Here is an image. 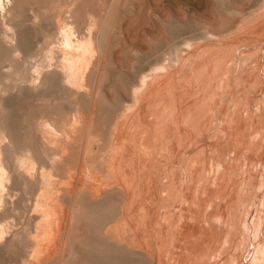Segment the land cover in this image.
Listing matches in <instances>:
<instances>
[{"label": "bare ground", "instance_id": "obj_1", "mask_svg": "<svg viewBox=\"0 0 264 264\" xmlns=\"http://www.w3.org/2000/svg\"><path fill=\"white\" fill-rule=\"evenodd\" d=\"M21 1L22 0H20V2ZM31 1L32 4L36 5V7L38 6L39 10L36 13L33 12L32 17H30L27 21H25L26 18L23 16L25 13L24 11H26L25 6H27L26 4L29 3L30 0H24L22 4L18 2L22 6L20 5L18 6L17 3H13L16 2V0L15 1L0 0V243L5 244L8 247L9 245L12 247L14 245L15 247L13 248L19 246L18 244H20V246L25 245L24 250L27 254L26 257L23 256L25 253L22 254L23 252L17 250V248L14 249L16 252L13 250L15 253H18L19 257L26 258V259L24 258L25 260L22 259V261L24 260L22 264H69L71 260L73 263H76L74 261L79 260L80 263L83 262L82 264H84V262H87L94 255L100 258L99 251L100 249L102 250L103 247L106 246L108 249L112 248L109 249L107 253L105 251L106 254L110 253L109 252L110 250L112 251L115 250L117 252L121 250L122 251L126 250L127 252L132 254L130 257L135 255L134 256L135 260L137 258L136 256H140L141 259L144 256L143 257L144 261H146L147 258L146 264L147 263L148 264H207L208 260H210L209 258L210 255H213L214 256L213 259L215 258L214 260H216V258L218 257V256L216 257V255L218 253H221L222 255L224 254L223 251L226 250L225 252H227V249L225 248L230 249V252H233V250L231 251V248L232 249L234 248L235 254L233 252L234 255L231 256L227 255L228 257L225 256L224 258L226 259L223 258L222 261L221 259H218L217 264L219 260L221 264H264V136L262 134L264 130H262L261 133L263 138L261 137L260 140L258 141V143L262 141L260 147L254 146L256 149L252 148L254 150L251 154L250 152L252 149L248 154L245 153L246 155H251L252 158H254L252 159L253 161L251 162V164L256 166V167L254 166L255 169L253 168V170H251L252 171L251 175L248 170L247 172L249 173V175L247 174V176H249L248 179H245L246 173L245 176L241 175L242 177L241 179L242 180L245 179L248 182L247 183L248 185L246 184V186H244L245 188L242 189L239 186L241 184L239 182L237 185H236L237 182L235 183L236 187L234 186L230 187L231 186L230 185L231 183H229L230 181L225 182L227 178L231 176L234 177L238 172L244 170L242 166V161L239 160L240 154L238 150H241V148H243V146L246 145V143L248 142V138L252 133L251 132L252 129L254 127L255 129L258 128V126L256 128V124L257 123L259 124L261 123V121H264V116L262 118L263 120L261 121L258 119V115L256 114V111L254 113L256 114L255 116L253 117L248 116L249 115L248 113L251 114L250 112L251 107L250 109L248 108L249 110L247 109L248 107L246 105L248 104L247 101H245V103L247 102L245 104L247 107L243 103L242 106L243 109L239 110L238 109L239 107L237 108L235 106L236 107L235 109L236 110L238 109L239 112L238 111L236 112L238 114V115L236 114L237 116L235 115L236 117L234 115H233L234 117L232 116L233 119L236 118V120L234 119L235 124L231 123L233 125H230L229 123L230 134L228 140L225 142L226 145H220L219 147L213 146L214 148L209 149L210 147L209 145L211 144V142L209 143L208 141L209 138H207L205 142L209 143L208 145L209 147L205 145V148L208 149L206 150L203 147L204 146L203 143L200 142L203 138L205 139L207 137L206 135L208 134L206 133L210 132L209 130L206 131L209 128V127L207 128V123L209 122L208 117L210 116V118H212L214 116L212 114H215V112L213 113V111L216 108L213 109V107L210 104L209 105L212 108H209L208 106L206 107L204 106V108L213 109V111L210 110L212 112L211 114L212 116L210 115L211 113L210 112L209 116L207 117L205 113L208 112V109L207 112L206 110H204L205 113H203L202 110L203 108H201L199 105L201 104L199 103L200 95L198 97L194 95L192 96L189 95V100L185 103L187 98L183 102L184 100L183 97L191 93L192 92L191 90L189 93L185 92L187 93L185 94L183 93V91L182 92L180 91L179 89L180 86H177V89H179L178 91H180L181 92L180 94L183 95L182 97L183 99L181 97L180 99H178V97H175L176 94L169 95L168 93L167 95L165 93L166 91L165 92L163 91L166 86L165 84H167V86L169 85L165 89L168 91L171 84H173L174 86L175 82L173 81L174 80L173 76H175L176 73L178 74V77H176L177 75L175 77L176 79L178 78V82H179L180 81L179 77L182 78V74L185 72L184 70H182L184 72L183 73L180 72V76L178 73L179 71L177 72V70H179L178 68L180 65V60H179V54L177 55L176 52L175 53L176 54L175 56H177L176 59L175 58H169V60L165 59L168 61V63L166 61L167 64L156 63L155 65H153L152 68L150 67L151 69L148 72H144L140 75L139 83L137 85L134 84L135 86L132 88V92L130 95L131 98H128L129 94L127 93V91L130 93V91L125 89L127 90L125 91V93L128 94V95L126 94L128 97L126 95L125 96L128 98V100L131 99L130 104H127L125 106L126 104V103L124 104L125 99L121 98L122 95L118 96L120 99H124L122 101L123 103L121 102V100L119 101L117 99V101L121 102V103L116 102L117 104H119L118 107L120 108L121 106L123 107L125 106V107L123 109L121 108L122 110L119 108L121 111L117 115L113 116V119L114 120L116 119L115 123L113 122L114 120H112V124L114 123V125H112L113 127L109 126L110 129L113 128V132L110 131L109 129V132L110 133L112 132V134L109 135V138L107 137V141L101 143L102 141L99 142L100 140L97 139L98 138L97 137L98 135L96 136L97 133L93 135L91 132V129L93 130L94 129L93 127L96 126V125L93 126L94 122L92 123V113L89 112L90 113L89 115L88 113L85 114L84 111L82 110L83 109L82 106L81 105H80L81 107L79 106V102L82 98L84 99L87 98V100H91L92 102H94L97 99H99L100 95H102L104 92L102 89L103 86L106 84L104 83V85H102V83L103 81L106 82L105 80L108 78L106 76L105 79L104 72L106 68L108 69L111 66V65L108 66L109 65L108 62H110V60L112 61V59L110 60L107 59L108 57H106V54H104L106 53V51L103 53L102 46L106 42L107 32L110 29V26L105 20L101 21V19H98L95 16V14H92L93 12L91 13L87 11L88 8L87 9L84 8L86 7L85 6L86 3L83 2L84 6L83 4H81L82 1L84 0H64V2L62 4L60 3L59 5H57L58 2L53 3L55 0H31ZM133 1L134 0H132L131 2L129 1V3H132ZM261 3H259V5ZM14 4L17 5L16 7L18 9L20 7V11L18 13H14V12L10 13L11 10L15 7L13 6ZM30 4L31 3H29L28 5ZM53 4L54 6L55 4L57 6L54 7ZM80 4L81 7L83 6L81 9H85V10L79 12L78 9L80 8ZM254 4L252 6H254ZM133 6L135 5L133 4ZM133 6L132 9L134 8ZM256 9H260V8L257 7ZM256 9L252 8V10L257 11L255 13H258V10ZM8 15L10 16L8 17ZM41 16H46L51 18L53 17L51 20L53 19L55 20L54 21L55 26L54 25L52 26H54L55 28L50 27L51 25H47L48 23L46 25H42L41 19L44 20L45 18H41ZM261 16L262 19H264L263 15H260L259 17ZM256 18L258 17L255 16L254 19L256 20ZM254 19L250 20V22L254 21ZM262 19L261 20L259 19V21H261L260 23H258L259 21L256 22L258 26L254 24L256 25L255 30L254 27L253 29L250 28L248 30L254 34V31H257L256 29L264 25V23L261 24L264 21V20L262 21ZM51 20L49 21L52 22ZM28 21L35 28H37L36 25L40 28L41 33H39L38 31L39 28H38L36 34L37 37H38V33L42 34V36L39 35V37L41 36L40 38H42L41 40L42 43L41 45L39 44L37 51H34L33 49L34 52H31L30 54L28 53L29 51L27 50L28 51L27 52L28 55L26 53L27 56H25L24 55L25 53L23 52H21L23 53V55L20 56V53L17 52H19V49L21 48L20 46L22 44H20V41L22 43V40H19V38L21 37L20 35H18V33L20 28L22 29ZM43 23L45 22L43 21ZM242 28H239L238 33ZM24 29L25 28L22 29V32H25ZM27 29H29V24ZM262 29L264 32V28ZM112 30H115L114 26L112 27ZM242 31L244 30L242 29ZM247 32H245V34H247ZM252 33H250V36ZM245 34L243 37H245ZM211 35L215 36L214 34H210L209 37H211ZM254 36L258 37L259 35L254 34ZM32 37L34 39V36ZM32 37L30 36V38ZM215 37H216L215 39L217 40L219 39L217 36ZM225 38L226 36L223 39ZM234 38L235 37H231L232 42ZM238 38L240 39V41L238 40L240 42L239 45L246 44L244 40L243 43H241L242 37H238ZM238 38L236 36L234 41H236ZM259 38L261 40L260 39L257 40L258 44H256L257 43L256 42L253 45L252 43L251 44L248 43L249 46L241 45V47L244 46V49L243 47L241 49L245 50V53L256 52L257 55L258 53L262 55V56L260 55L261 70L258 68L260 70L259 71L260 73H256V75L260 74L259 75L261 77L260 79H264V57H263L264 37L263 38L259 37ZM245 40L247 41V37ZM190 41L192 40H189L187 45L192 47V50L196 52L195 54H197V52L200 51V49H205V50H201V52L205 51L206 53V55H204L203 53L201 56L198 55L200 57L196 58L193 57L194 52L191 51L193 55L190 53L188 54L191 55L192 57L188 56V54L187 56L190 58L184 56L186 60L187 59L189 60L190 63L188 65V61H186L187 63L184 62L185 65L187 64L188 69H190L191 72L195 74V77L192 76L191 77L193 79L194 78L196 79L197 77L196 75H198V80L196 79L198 83L195 80V82L198 85L196 84L195 86L200 87L201 90L205 92V95L207 92L211 95L212 94L214 95L215 89H218V93L221 91L220 89L225 90L227 88L226 91L232 89L230 87L231 86L233 87L234 83H231L233 85L230 86L229 79L233 77L230 78L228 77L229 78L228 81L226 80L224 81L223 79H225V77H227L228 75L222 79L221 74L223 72L219 73L225 67V65H228V63H230L229 61H233L230 60L231 57L228 55V54L232 55L231 52L225 54V50H227L228 48L226 49L222 45V48H224L225 50L223 49L224 53L223 52L221 53V50L218 51L217 49L221 45L219 46L217 45L218 47L212 44H211L212 47L207 45L206 46L207 48L210 47L212 48L210 50H207V48L204 47L206 43L204 44L203 47L202 45H200L199 47L197 45L198 48H196L195 44L192 45V43H189ZM224 41L227 42L229 41V44L231 43L228 37ZM35 42L36 44L37 42L40 43L39 41H35ZM35 42L32 41V43H34V45L37 47ZM213 42L211 41L210 43ZM221 42H219V44ZM29 44L31 43H28V45ZM115 45H116L115 47L117 48L118 44ZM30 46H33V44ZM174 46L172 48L173 53H174L173 49L178 47L176 46L174 48ZM214 46L216 50L213 49ZM229 46L231 47V45ZM237 48L239 49V47ZM178 49L180 50V48ZM232 49L235 50V48ZM187 50L189 51L190 49ZM109 51L108 54L113 53ZM182 51L186 52V50H181V52ZM172 52L171 54H173ZM234 53L236 52L234 51L232 56L235 59ZM248 53H247L248 56L246 55V57L253 59V57H251ZM237 54L236 56L238 57ZM111 55L110 56L108 55L109 58L114 57L113 56L114 54L112 56ZM136 55L137 56L140 55L139 52ZM255 56L256 55L254 54V57ZM172 57L174 56L172 55ZM246 57L242 56L244 60L247 59ZM185 58L183 61H185ZM194 58L195 60L193 61ZM242 58L241 59L239 58L240 63ZM183 61H181V63ZM184 63H182V66H184L183 68L186 69L185 65H183ZM234 64L235 62H233V65L231 64L232 66L230 65L231 67H233L232 69L237 68V67L234 68ZM254 64L251 67H254L255 66ZM106 65L108 67H106ZM240 67L242 68V65H240ZM246 67H247V62H246ZM228 68L230 69V67ZM229 69L228 72L231 71ZM187 70L185 73L189 74L190 72H187ZM225 70L227 71L226 67ZM254 71L255 69L253 70V72ZM242 72L244 73L243 70ZM217 73L221 75L220 78L221 80H223V83L226 82V85L227 86L229 85L230 87H227L226 85H223L222 87L221 80H220L221 88L218 85H214L213 80L214 77L218 76ZM183 75H184L183 78L184 77L187 78L186 74ZM246 75L248 74L246 73ZM92 76H93V80H91ZM239 76H240V71L237 77ZM244 77L242 76L243 79ZM161 78H163V80ZM183 78L180 81L181 83L183 82L182 80L185 79ZM220 78H218V80L216 81L217 84ZM242 78H240L239 80H241ZM159 79H161L162 81H160ZM189 79H187L188 82L191 81V79L190 80ZM256 80L257 79H255V81L253 82L258 84ZM186 82L187 81L185 80V83ZM227 82H229V84ZM239 83L235 85L238 86ZM187 84L189 87L190 86L194 87L191 82L190 84L189 83ZM242 85H243L242 92L244 91L243 93H247V95L250 92L251 93L253 91L255 92L256 91L255 88L257 89L258 87H259L258 89H261V93H264V88H262L263 86L261 84H260L261 88L258 85H257L258 87L257 86L250 87V85H247L248 88L245 87L246 89L244 88L245 84ZM161 86L162 88L164 87L163 90L160 88ZM215 86L216 87L218 86L219 88H216ZM128 87H124V88H128ZM191 87L189 89H191ZM198 87L197 89L196 87H194V90L193 88L192 90L194 92L195 89L200 90L198 89ZM174 88H176V85ZM177 89H176V93L178 95L179 92L177 91ZM183 89H188V88H183ZM240 89L237 90V92L240 91ZM201 90L200 93H202ZM59 91L60 93L62 92L63 100L61 101L65 100V104H67L66 102L71 103L70 105L71 108L70 107L69 108L70 110L71 109L73 110H71L70 113H66L67 110H65V108L62 111L60 106H59L60 109L59 108L58 109L60 110V112L62 111V114L52 113L53 108L51 106L54 105L55 103L57 104L58 102H61L60 99L58 100V102L55 101L56 94ZM113 91H115L114 87H113ZM172 91L174 92V89ZM172 91L170 93H172ZM229 91L227 94L228 96L230 95ZM24 92H29L32 95H34V96L31 95L32 96L31 99L27 96L29 101L35 98V96L40 97V99L43 98L42 101L43 100L45 101V103L43 102L41 103L48 106H50L51 104L50 108H52L50 110L49 107L45 106L51 111V113L47 114V112L49 111L48 109L46 111V114H43L39 111V115L41 114L42 115L41 116L38 115L37 116L38 118L36 119L34 118L35 120L34 123L31 122L33 123V126L31 125L33 129L32 128L31 129L34 130L36 133H38L35 136L37 135L40 136V144L39 145L37 144L38 146L34 144L36 147L30 145L31 143L24 145L19 143L20 140L18 139L21 137L17 138L16 137L17 134L15 135V132L12 131L13 129L11 130L12 127L10 126L9 128L8 123L5 124L3 120L4 116L2 115V113H4V109L6 108L4 106L6 105L4 104V101H6L5 99L7 98L9 99V97L13 95L21 96L23 95L22 93ZM242 92L240 93L241 95L243 94ZM258 92L256 91V94H258ZM218 93L216 94L217 96L221 94ZM251 93L249 94V98L252 95ZM196 95H198V93ZM253 95H255V93ZM102 96H104V94ZM206 96H208L209 98V95ZM261 96L263 97L264 95ZM214 97L212 99H214ZM225 97L227 98V96ZM108 98L110 97L108 96ZM241 98L242 97H240L239 99L241 100ZM40 99L38 98L37 100ZM181 99L183 103L181 102ZM219 99L221 100V98ZM251 99H253V96ZM23 100L25 101V99ZM110 100L111 99H108L107 101ZM235 100L237 102L235 101L233 105L236 103L238 104V100L236 99V97ZM33 101H35V99ZM102 101L103 100H101V102ZM205 101L203 100L202 102ZM250 101H253V103L255 102L254 100H250ZM260 102H261L260 104H262V100H260ZM116 103L114 102L115 107L114 106L109 107L110 110L116 108ZM239 103L241 102L239 101ZM249 103L252 104L251 102ZM114 104L112 103V105ZM160 105H163L168 109H171L169 111L166 108V110L171 112V116L168 115L169 116L168 119L166 118L163 119L164 117L162 116L163 114H161L162 110H160L161 108ZM98 106L100 108L99 111L101 113V108H102L101 106L103 105L97 104L96 108H98ZM57 107L54 108V110L57 109ZM118 107L116 109H118ZM187 107L189 108L192 107L191 108L192 111L195 110L194 113L195 116L192 122V128L194 129L193 131H195L196 134L197 133L202 134V132H204L206 134L205 135L206 137H203L204 135H202V139L201 137L194 138L195 136L188 137L185 135V133L187 134L189 130H186V132H185V128L183 129L184 132L178 130L177 125L181 113L180 115L179 114L177 115V113L178 111L183 112L185 109L187 112L188 110ZM260 107L258 105L257 110ZM38 108L40 109V107ZM89 108L88 111H90ZM221 109L223 111V118H224V110H223L225 109L224 106L221 107ZM226 109H230V107ZM262 109H264V107ZM64 110L66 111L65 113ZM94 110L96 109L94 108ZM94 110L92 109V112ZM115 110L114 112L118 111ZM176 110L178 111L176 112ZM225 112L228 113L227 110ZM243 112L245 114H242ZM220 113L222 112L220 111ZM220 113L218 115H222ZM148 114H150L149 120H148ZM184 114H185L184 120H188L185 117L186 113ZM260 115L262 117L261 113ZM94 116L95 114L93 115V118ZM216 117L219 118V116L217 115ZM220 117L222 118V116ZM8 118H10L9 119L10 121L11 115ZM218 118H216V120ZM213 119H215V117ZM6 120L7 119L5 118V121ZM110 120L111 118L108 119V121ZM184 120L182 119V122ZM220 122L221 121H219V124H221ZM225 122H227V119ZM230 122H232V120ZM185 125H190L191 127L190 123H187ZM212 126L214 127V125ZM14 127L16 128V126ZM96 128L99 127L96 126ZM133 128L136 129V133L138 135H136V133H134L135 135L132 134L133 132H135L133 131L134 130ZM210 128L212 129L211 126ZM104 129L105 128H103V130ZM32 130L30 132H32ZM214 130L215 127L213 128V131L211 130V132H214ZM19 132L20 131L18 130V135ZM130 132L131 134H129ZM215 132L217 131L215 130ZM215 132L212 134V136L215 134ZM98 133L100 134L101 132ZM198 134L196 136H198ZM216 135L217 137L219 135L222 137L221 133L219 135L217 133ZM27 138L28 135L26 136V139ZM80 138H82V144L79 143L78 145H76V147L80 145L81 147L78 148H81L82 150L78 149L77 151L76 148L74 149V151L70 150V153L71 151H73L72 153L75 154L81 152L82 157L80 156L81 157L80 160L78 159L76 160V162L72 163L74 161L73 159L74 158L76 159L78 157L77 156L78 154L77 155L73 154V156H71V158L73 157L72 162H69L68 160L71 159V158L69 159L70 157L69 149L70 147H72V143L74 144V142H76L77 144L79 142L78 139ZM253 138L255 139L256 137ZM33 139H37V138L35 137ZM96 139L99 140L97 142L101 143L100 145L102 144L103 145L102 146L98 145V147L97 146L94 147L93 141H95ZM149 139H150V143H149ZM212 139H215V135ZM220 139L222 138H219V141ZM255 140L257 141V139ZM29 141L32 142L30 139ZM29 141H27V143ZM160 141L164 142L165 144L164 147L160 146L161 144H163L160 143ZM231 144H236L237 148L236 145H233V147L235 146V148L233 149L231 147L232 146ZM229 148H232V150H230ZM247 149L249 150V148ZM94 155H98V157L97 156L95 157L101 160V165H100V160L92 157ZM159 155L161 156V160ZM149 156H151L153 159L152 158L150 159ZM87 157L88 159L90 158L89 161H85ZM242 159L245 161L244 158ZM149 161H151V165ZM159 161H163V162H159ZM166 169L169 171V173L167 172ZM173 170L175 171L179 170L182 173L181 178L178 177L177 174H173ZM238 177L236 179H238ZM244 185H245V181H244ZM16 192L19 193L15 194ZM235 192L237 193V197H235L236 195ZM132 193L135 194L136 197L132 195ZM123 195L126 196L129 195L130 198L134 196L135 198L134 197H133L134 199L132 198V200H134V203H136L137 201L136 199L137 196H139V198H141L142 196V199L144 200V201H141L142 199L140 200L142 203L143 202L145 203V198L150 202L149 204L151 205L149 206L151 207L150 210H148V212L150 211V213L147 212L149 214L148 220L147 218H145L147 216L145 214L146 211L145 213L142 212V215L145 214L143 215L145 216L144 217L145 220L144 218L143 221L141 219L142 224H140L141 226L145 227V228L143 227L144 229V230L142 229L143 231L141 230V227L138 228L139 227L138 225L135 226L136 223V221H134V219H136L135 215L138 216V214H140L138 213V211H135V215L134 213L132 214V216L134 217L132 219L134 223L133 221H131L132 216L129 219L128 218L129 216L124 214L125 210L122 209L123 206L120 205V203L123 201L124 203L127 202L125 201V199L126 198L128 199V197L125 196L124 199ZM14 196L16 198L12 200ZM121 197H123V200L121 199ZM118 200H122V201L119 203ZM140 201L138 202V204L141 203ZM132 203H130L129 205H131ZM116 204L120 205L119 207L121 206L122 207L117 208L118 206L116 207ZM138 204L136 205L137 207ZM129 205H127V208L130 207L131 212L129 211L128 213L131 214L135 210V207L133 210V207ZM142 205L146 206V204H142ZM115 207L118 210V211L115 210L116 213L113 211ZM17 210L18 212L16 214ZM108 212L115 213L113 220L111 219V221L113 222L111 223L108 221V219L107 220L103 219L104 221H106L105 222L106 224L104 223L103 226L101 224H100L101 226L96 225L95 227L94 224L96 223V221L102 220V218L99 219V215L102 214L103 216L105 213H107L108 215ZM136 212L138 214H136ZM24 214H27V218H25V221L22 224L23 227L25 228H23L20 225L21 222L19 221L20 222L19 225L22 227L23 229L22 232L24 231V233L21 236L19 234L20 237L18 238L19 240L17 239L19 241L18 242L17 240H14V238L16 237V235L18 237V233L21 232L20 231L21 228L18 229L20 232H17L16 235H15L16 231L14 232L15 236L12 233H9L8 231L12 229V226L14 229V226L17 225L16 221L21 219L24 216ZM103 217L106 216L104 215ZM138 217H140V215ZM140 218L139 221L137 219L139 223H140ZM13 222L15 223L14 225L12 224ZM90 223L93 226L90 225ZM98 223L101 222L99 221ZM16 229L17 227H15L14 230ZM234 229L238 233L237 242L232 240ZM12 230L10 232H13ZM148 232H149L148 237L150 238V244L146 245L148 250L147 252L146 248L145 250L143 249L144 244L143 242H141V240H143L141 236L145 234L144 235L145 239H147L148 237L146 236V234ZM11 234L14 236V238L11 237L12 236ZM8 235L9 236L11 235L10 238L8 237ZM139 240L143 244L141 246L142 249L138 248L137 246V243L138 244L140 243L138 242ZM233 241H234L233 245L235 246L232 247L230 242ZM146 242L149 243V241ZM224 242L229 244L227 245L228 247L225 246V248H223L224 246H222V248L220 249L218 247V244L219 243H220L219 245H221V243L225 244ZM96 243L98 245V249L100 248L99 251L97 250L99 253L95 252L96 248L93 247ZM148 245H150L149 249H148L149 247ZM95 247L97 246L95 245ZM0 248L3 250V246L2 247L0 246ZM11 248L9 250H11ZM94 252L98 253L99 255L94 254ZM117 252L111 253V256L113 254L116 255ZM121 252H119L118 255L123 254L122 256H120L123 257L124 253ZM107 256L108 255H106V258ZM96 257L95 260H97L99 264L100 263L102 264L103 262H100ZM134 257H132V259ZM106 258H102V261L105 260V262H107L108 260H106ZM218 258H220V255ZM91 260H94V258L90 259V262L88 263L91 264L93 262V261L91 262ZM138 261L139 263H143V261L142 262L140 260ZM72 262L70 264H73ZM79 262L76 264H80ZM95 262H93V264ZM211 262L213 263V261Z\"/></svg>", "mask_w": 264, "mask_h": 264}, {"label": "rangeland", "instance_id": "obj_2", "mask_svg": "<svg viewBox=\"0 0 264 264\" xmlns=\"http://www.w3.org/2000/svg\"><path fill=\"white\" fill-rule=\"evenodd\" d=\"M13 1H15V0H13ZM24 0H22L21 2H20V0L19 1H17L16 0V2H13V3H17V5L19 6H22L21 4H22V2H23ZM56 1V2H55ZM53 3H57V5H59L60 3L62 4L63 2H64V0L62 1V0H55ZM87 1V2H86ZM84 0V1H82V3L81 4H83V2H85L86 4H85V6L86 7H84V8H88V10L87 11H89V12H93L92 14H95V16L98 18V19H101V21H103V20H105L107 23H108V25L110 26V29L108 30V32H107V37H106V42H105V44L102 46V51H103V53L106 51V53H104V54H106V57H108L107 59L108 60H110V59H112V61L110 60V62H108L109 63V65L108 66H110L108 69H107V71H108V73H107V71H106V69H105V72H104V77H105V79H106V76L108 77L105 81L106 82H104L103 81V83H102V85H104V83L106 84V85H104L103 86V91L105 92H103V94H104V96H102V95H100V97H99V99H97L96 101H94V102H92L91 100H87V98H82L81 100H80V102H79V106L81 105L82 106V110L84 111V113L85 114H87L88 113V115L90 114V113H92V123L94 122V124H93V126L94 125H96V126H98L99 128H96V126L95 127H93L94 129H96V130H92L91 129V132H92V134L93 135H95V133H97L96 134V136L98 137L97 139H99V140H95V141H93V146L94 147H98V145L99 146H102V145H100L101 143H104L105 141H107V137L109 138V135H111L112 134V132H113V128L112 129H110V127H113L112 125H114V123H115V120L113 119V116L114 115H117L127 104H130L131 102V99L130 100H128V98H131V92H132V88L135 86V85H137L138 83H139V77H140V75L142 74V73H144V72H148L152 67H153V65H155L156 63L158 64V63H162V64H165L166 63V61L167 60H169V58H175L176 59V57L177 56H175L176 54V52H177V55L179 54V60H180V65H179V70H177V72L179 73V76H180V72L181 73H183L184 71L186 72V70L188 69V65L190 64L189 63V60L187 59L186 60V58L185 57H187V58H190V57H192L191 55H189L188 53H190V54H192L193 55V53L191 52V51H193L192 50V47L191 46H189V45H187V43H188V41L189 40H192V41H190L189 43H192V45L193 44H195L194 46L196 47V48H198L200 45H202V47L204 46V44H205V46L204 47H206L207 45H209V46H211V44L212 45H221V46H217L216 48L218 49V51H220L221 50V53L223 52L224 53V48H228L227 50H225V54H228V53H232V55H233V52L235 51L236 53H234V55H235V59L233 58V56L231 55V54H228L231 58H230V60H233V61H229L230 63H228V65H225V67H226V69H227V71L225 70V67L221 70V72H219V73H222L221 75H222V77H221V75L219 74V73H217V75L218 76H216V77H214V80H213V82H214V85H218V86H220L221 85V81H222V87H223V85H226V82H224L223 83V80L225 81H228V79L230 78V77H233V78H231V79H233V80H231V79H229V81H230V86L231 85H233V84H231V83H234V85H233V87L231 86H227V87H230V88H232V89H229V90H227L226 91V89L224 90V89H220L221 91L219 92V93H221L222 91V93L221 94H219L218 93V89H215V91H214V95L212 94H209L208 92L206 93V95H209V98H208V96H206L205 95V92L203 91V90H201V88L200 87H198V86H195L197 83H198V75H196L197 77H196V79L194 78H192V77H195V74H193V72H191V70L190 69H188L187 70V72H190L189 74L188 73H183V74H188L187 75V78H183V74H182V78L184 79V80H182L183 82L181 83L180 81H181V77H179L180 79V81L178 82V78L176 79V77H178V74L176 73L175 74V76H173L174 77V86H173V84H171L170 85V87H169V91L168 90H165L166 89V87H168L167 86V84H165L166 86H165V88H164V90H163V88H162V86L160 87L167 95H168V93H169V95L171 94V95H175L176 94V96L175 97H178V99H180V97L182 98L183 97V95H181L180 93L183 91V93H185V92H187V93H189L190 92V90L192 91L191 93H189V94H187V93H185V94H187L186 96H188V97H183L184 98V100H183V102L186 100V98H187V100L185 101V103L189 100V95H194V96H199V103H201V104H199L200 105V107L201 108H203L202 110H203V113H205V111L204 110H206V112H207V109H208V114L207 113H205L206 115H207V117L209 116V113L211 112L210 110H212L213 111V109L214 108H216L217 110L218 109H220V110H218V112L220 113V111L222 112V113H220V114H222V115H218L219 113L217 112V110L216 109H214V111H213V113L215 112V114H212V112L210 113V115L212 114V115H214L212 118H210V116L208 117L209 119H208V121L210 122V124H209V122L207 123V130L206 131H210L211 132V130L213 131V128L215 127V130L217 131V132H215V130H214V132H215V139H212L213 137H214V135L212 136V134L214 133V132H208V133H206V134H208V135H206L204 132H202V134L201 133H197L198 134V136H196L197 134L195 133V131H193L194 129L192 128V122H193V119H194V113H195V110H194V108H193V110L194 111H192V107H187V109L189 110H187V112H186V109L183 111L184 113H186V119H188V120H184L185 118H184V113L183 112H180V111H178V110H176V112L178 111V113H177V115L179 114L180 115V113H181V115L179 116L180 118H181V120H180V118H179V122H178V125H177V127H178V130H181V132H184V128H185V132H186V130H189V132L186 134L185 133V135L186 136H188V137H194V138H196V137H201V139H202V135H204L203 137H206L205 139L203 138L202 140H201V142L200 143H203V147L205 148V145H207V147H209V149H212V148H214L213 146H215V147H219L220 145H226V141L228 140V138H229V134H230V132H229V127H230V125H233V124H231V123H234L235 124V120H236V118H232V116L234 115H236L237 113V111L239 112V110L240 109H243V103H244V105L248 102V104H246L245 106L247 107V109L249 108L250 109V107H251V110H253V111H251L250 110V112H251V114L250 113H248L249 115L248 116H250V117H253V116H255L256 114L258 115V119L261 121V120H263L262 118H263V116H264V109H262L263 107H264V102H263V100H264V96L262 97L261 95H264V93H261V89H258L259 87L258 86H260V88H261V85L263 86L262 88H264V79H260L261 77L259 76L260 74H258V75H256V73H260L259 71L261 70L260 69V67H261V54L260 53H258V55L256 54V52H253L256 56V58L254 57V54L253 53H248L251 57H253V59H250V58H248V57H246V55H247V53H245V50H243L244 49V46H246V45H248V43H252V45L254 44V43H256V44H258V41L257 40H259L260 38L259 37H261V38H263L264 37V32H263V29L262 28H264V25H262V27H260V28H258V29H256L257 31H254V34L255 35H259L258 37L257 36H254V34L252 33V32H250L248 29H253V27H254V30H255V28H256V25L258 26V24L256 23L257 21H259V19L261 20L262 19V16L261 17H259L260 15H263L264 16V14H262V13H264V0H139V2H138V0H134L132 3H129V1L131 2L132 0ZM96 1V2H95ZM254 1V2H253ZM18 2H20L21 4H19ZM28 2V1H27ZM27 2H25V3H27ZM50 2V1H49ZM104 2V3H103ZM261 2H263V3H261ZM29 3H31L30 5H28ZM29 3H27L26 5L27 6H25V9H26V11H24L25 13H24V17L26 18L25 19V21H27L30 17H32V15H33V12H38V10H39V8H38V6L36 7V5H34V4H32V1L30 0V2ZM91 3V4H90ZM122 3V4H121ZM140 3V4H139ZM254 4V6H252L253 4ZM259 3H261L260 5H259ZM81 4H80V8L78 9L79 10V12L80 11H83V10H85V9H81L83 6H84V4H83V6L81 7ZM88 4V5H87ZM133 4L135 5V6H133ZM250 4V5H249ZM17 5H13V6H17ZM56 4H55V6H57ZM95 5V6H94ZM130 5H132L134 8L132 9V6H130ZM258 5V6H257ZM261 5H263V6H261ZM13 6H12V8H13ZM31 6V7H30ZM53 6H54V4H53ZM54 6V7H55ZM94 6V7H93ZM13 8L12 10H11V12L10 13H18L19 11H20V7H19V9L16 7V8ZM59 7V6H58ZM260 8V9H256V8ZM101 8V9H100ZM252 8L254 9H256V10H258V13H255V12H257V11H255V10H252ZM33 11H32V10ZM35 9V10H34ZM132 9V10H131ZM242 9V10H241ZM17 11V12H15V11ZM259 10H261V11H259ZM132 11H135V12H132ZM246 11V12H245ZM28 12V13H27ZM32 12V13H31ZM131 13V14H129V13ZM244 12V13H243ZM246 13V14H245ZM247 13H249V14H247ZM251 13H252V15H251ZM255 13V14H254ZM26 14H28V15H26ZM249 15H251V16H249ZM10 15H8V17H9ZM28 18H27V17ZM247 16H249V17H247ZM255 16L256 17H258V18H256V20L254 19L255 18ZM24 17H23V19H24ZM41 18H45L44 20L43 19H41V21H42V25H46L47 23V25H51L50 27H54L55 26V20L53 19V20H51L52 18L51 17H46V16H41ZM48 18H49V20H51L52 22H50L49 20H48ZM251 18V19H250ZM247 19H250V20H253L254 19V21H251L250 22V20H247ZM120 20V21H119ZM246 20V21H245ZM264 19H262V21H263ZM43 21L45 22V23H43ZM105 22V23H106ZM251 24H253V25H251ZM261 21H259L258 23H260ZM244 23H246V24H244ZM264 23V21L261 23V24H263ZM28 24H29V29H27L28 28ZM113 24V25H112ZM118 24H119V26H118ZM249 24V25H248ZM254 24H256V25H254ZM52 25H54V26H52ZM242 25H244V26H242ZM247 25V26H246ZM251 25V26H250ZM27 28H26V27ZM23 28H25L24 29V31L25 32H22V29L20 28V30H19V33H18V35H20V37L22 38H19V40H22V43H21V41H20V44H22V45H24V46H20L21 48V50L19 49V52H17V53H20V56H22L23 55V53H25L24 55L25 56H27L28 55V53H30L31 54V52H34V51H37V49H38V47H39V44L41 45V43H42V38H40L41 36H42V34H39V33H41L40 32V28L36 25V27L37 28H35L33 25H31L30 24V22L28 21L27 23H26V25H25ZM114 26V29L116 30H112V27ZM118 26V27H117ZM260 26V25H259ZM32 27V28H31ZM242 28L244 31H242V29H240V31H239V33H238V30H239V28ZM35 28V29H34ZM39 28V33H38V37H39V35H41L39 38L37 37V29ZM51 28V29H52ZM55 28V27H54ZM122 28V29H121ZM121 30V31H119V30ZM260 29H262V30H260ZM36 30V31H35ZM55 30V29H54ZM111 30H112V32H111ZM232 30V31H231ZM235 30V31H234ZM30 31V32H29ZM209 31V32H208ZM248 31V32H247ZM203 32H205V33H203ZM222 32V33H221ZM244 32V33H243ZM245 32H247V34H245ZM261 32V33H260ZM263 32V33H262ZM22 33V34H21ZM32 35H31V34ZM209 33V34H208ZM250 33H252L253 34V36H252V34H251V36H250ZM261 35H260V34ZM110 34H111V36H110ZM210 34H214L215 36H217L219 39L217 40V39H215L216 37L215 36H212L211 35V37H209V35ZM240 34V35H239ZM243 34V35H242ZM244 34H245V37H243L244 36ZM23 35V36H22ZM122 35V36H121ZM204 35V36H203ZM223 35H224V37L226 36V38L225 39H227V37L229 38V40L231 41V43L229 44V41L227 42V41H224L225 39H223L224 37H223ZM30 36L32 37V36H34V39H33V37L32 38H30ZM110 36V37H109ZM219 36H221V37H219ZM236 36H237V38L238 37H242L241 39V43H243V40L245 41V43L246 44H241V45H244V46H242L243 47V49H241L242 47H241V45H239V41H240V39L238 38L236 41H234L235 40V38H236ZM108 37H109V39H108ZM114 37V38H113ZM118 37V38H117ZM204 37V38H203ZM231 37H235L234 38V40H233V42H232V39H231ZM246 37H247V41L245 40L246 39ZM252 37V38H251ZM255 37H257V38H255ZM36 38H38V39H36ZM125 38V39H124ZM204 39V40H202V39ZM209 38H210V40H209ZM223 40H222V39ZM251 38V39H250ZM256 40H255V39ZM24 39H25V41H24ZM33 39V40H32ZM114 39V40H113ZM222 40V42H221V40ZM109 42H108V41ZM126 40V41H125ZM206 40H209V41H206ZM216 42H215V41ZM239 40V41H238ZM251 40V41H250ZM253 40H254V42H253ZM261 40V39H260ZM32 41L33 42H35V41H39L40 43H38L37 42V44H36V42H35V44L37 45V47L34 45V43H32ZM195 41H196V43H195ZM206 41V42H205ZM213 42V43H210V42ZM218 41V42H217ZM108 42V43H107ZM198 42V43H197ZM219 42H221L220 44H219ZM224 42V43H223ZM24 43V44H23ZM25 43H27V44H25ZM28 43H31V44H29L28 45ZM108 44V46H107V44ZM113 43H114V45H113ZM186 43V44H185ZM215 43V44H214ZM218 43V44H217ZM226 43V44H225ZM33 44V46H30V45H32ZM115 44H118L117 45V48L115 47L116 45ZM236 44H238V45H236ZM174 45H176V46H178V47H176V46H174ZM186 45V46H185ZM197 45H198V47H197ZM222 45H223V47L224 48H222ZM225 45V46H224ZM229 45H231V47L229 46ZM173 46H174V48L175 49H173V51H174V53L172 52V48H173ZM235 46V47H234ZM239 47V49L237 48V47ZM249 46V45H248ZM182 47V48H181ZM184 47H185V49H184ZM188 47V48H187ZM202 47H200V48H202ZM212 47V46H211ZM207 48V50H210V49H212V48ZM36 48V49H35ZM178 48H180V50L178 49ZM190 49L189 51L187 50V49ZM194 48V47H193ZM195 48V49H196ZM199 48V49H200ZM222 48V49H221ZM232 48H235V50L234 49H232ZM31 49V50H30ZM33 49H34V51H33ZM213 49H215V46H214V48ZM224 49V50H223ZM231 49V50H230ZM238 49V50H237ZM29 52H28V51ZM111 51V52H113V53H111L114 57H112V58H109V56L111 55L110 53L108 54V51ZM113 50V51H112ZM179 51V53H178V51ZM181 50H186V52L185 51H182L181 52ZM201 50H205V49H200V51H198L197 52V54H195L196 52H194V55H193V57H196V58H198V57H200L203 53H204V55H206V53H205V51H203V52H201ZM216 50V49H215ZM243 52H242V51ZM109 51V52H110ZM241 51V52H240ZM21 52H23V53H21ZM28 52V53H27ZM139 52V54L140 55H136L137 53ZM171 52L173 53V54H171ZM180 52H181V54H180ZM184 52V53H183ZM26 53H27V55H26ZM132 53H133V55H132ZM238 53V54H237ZM244 55H243V54ZM187 54H188V56H190V57H188L187 56ZM236 54L238 55V57L236 56ZM252 54V55H251ZM109 55V56H108ZM111 55V56H112ZM142 55V56H141ZM144 55H146V56H144ZM167 55V56H166ZM172 55L174 56V57H172ZM180 55H181V57H180ZM198 55H200V56H198ZM261 55V56H260ZM136 58H135V57ZM149 56V57H148ZM185 56V57H184ZM239 56H241V57H239ZM242 56L244 57H246L245 59L247 60H244V58H242ZM248 56V55H247ZM158 57H159V59H158ZM260 59H259V58ZM263 57H264V54H263ZM113 58H115V59H113ZM184 58H185V61H183L184 60ZM233 58V59H232ZM242 58V60H241V63H240V59ZM254 58H255V60H254ZM18 59H20V58H18ZM162 59H164V60H162ZM165 59H167V60H165ZM107 60V61H108ZM195 60V58L193 59V61ZM258 60H260V61H258ZM136 61V62H135ZM158 61H160V62H158ZM165 61V62H164ZM181 61H183L182 63H187L186 61H188V65L186 66L185 65V63L183 64V65H185V68L186 69H184L183 67L184 66H182V63H181ZM249 61H251V62H249ZM233 62H235V64H234V68H236V69H232L233 67H231L232 65H233ZM246 62H247V67H246ZM257 62V63H256ZM259 62V63H258ZM167 63H168V61H167ZM166 63V64H167ZM240 63V64H239ZM244 65H243V64ZM251 63H252V65H251ZM254 63H256V64H254ZM232 64V65H231ZM238 64V65H237ZM253 64L255 65L254 67H251V66H253ZM258 64V65H257ZM106 65V67H108ZM150 65V66H149ZM231 65V66H230ZM237 65V66H236ZM240 65H242V68L240 67ZM250 65V66H249ZM260 65V66H259ZM134 66V67H133ZM230 67V69L228 68V67ZM257 66V67H256ZM148 67V68H147ZM151 67V68H150ZM244 68H246V69H244ZM252 68V69H251ZM260 70H259V69ZM228 69L229 70H231V71H229L228 72ZM239 69H242L243 71H244V73L242 72V70H239ZM250 69H251V71H250ZM255 69V71L253 72V70ZM182 70H184V71H182ZM234 70V71H233ZM236 70V71H235ZM239 71H240V76L239 77H237L238 76V73H239ZM263 71V70H262ZM205 72V71H204ZM225 72H228V73H225ZM232 72V73H231ZM107 73V74H106ZM225 73V74H224ZM233 73H234V75L236 76H234L233 75ZM246 73L248 74V75H246ZM254 73V74H253ZM139 74V75H138ZM232 76H231V75ZM254 76H253V75ZM228 75V76H227ZM189 76V77H188ZM192 76V77H191ZM225 76H227V77H225ZM242 76L244 77V79L242 78ZM252 76V77H251ZM257 76V77H256ZM193 79H191V78ZM224 78L225 77V79H223V80H221V78L219 79V82H218V84H217V80H218V78ZM229 77V78H228ZM253 77H255V78H253ZM191 79V83L193 84V86L194 87H196V89H197V87H198V89H200L201 90V92L202 93H200V90H196L195 89V92L193 91L194 90V87H191V89H189L190 87L188 86V84L187 83H189L190 84V82H188V80L187 79ZM238 78V79H237ZM240 78H242L241 80H239ZM252 78V79H251ZM259 78V79H258ZM137 79V80H136ZM162 80H163V78H161ZM161 79H159L160 81H162ZM175 79H176V81H175ZM189 79V80H190ZM234 79H236V80H234ZM255 79H257L258 81H261V82H258L257 80H256V82L258 83V84H256L255 82H253V81H255ZM91 80H93V76H92V78H91ZM185 80L187 81L186 83H185ZM195 80H196V82H195ZM221 80V81H220ZM244 80H245V83H244ZM192 81H194V82H192ZM233 81V82H232ZM237 81V82H236ZM125 82V83H124ZM172 82V81H171ZM177 82V83H176ZM241 83V86H240V83ZM250 82H251V84H250ZM180 83V84H179ZM228 84H229V82H227ZM239 83V85L237 86V85H235V84H238ZM135 84V85H134ZM179 84V85H178ZM182 84V85H181ZM187 84V85H186ZM191 84V85H192ZM242 84H245V86H244V88L246 87V88H248V86L247 85H250V87L251 86H257L258 88V90L255 88V90L258 92L259 90V92H258V94H256V91L254 92H250L252 95H251V97L249 98V94L247 95V93H243L242 92ZM261 84V85H260ZM124 85V86H123ZM126 85V86H125ZM129 87H128V86ZM131 85V86H130ZM161 85V84H160ZM163 85V84H162ZM175 85H176V88H174L175 87ZM185 85V86H184ZM198 85V84H197ZM173 87V89H174V92L172 91L173 89H172V87ZM177 86H180L179 87V89H180V91H178L179 89H177ZM182 86H184V87H182ZM216 87V88H219V87ZM221 86H220V88H221ZM113 87H114V89H115V91H113ZM124 87H128V88H124ZM182 87V88H181ZM237 87H238V89H237ZM249 87V88H250ZM116 88H117V91H116ZM130 88V89H129ZM183 88H188L189 89V91H188V89H183ZM192 88H193V90H192ZM214 88V87H213ZM233 88H234V90H235V92H236V94H235V92H234V90H233ZM241 88V89H240ZM245 88V89H246ZM121 89H122V91H121ZM125 89H127V90H129L130 91V93L127 91V90H125ZM176 89H177V91L179 92V96L177 95V93H176ZM183 89V90H182ZM240 89V91H238L237 92V90H239ZM251 89V88H250ZM122 93H120L119 91ZM124 90V91H123ZM161 90V91H162ZM184 90H186V91H184ZM244 90V89H243ZM248 90V89H247ZM252 90H253V88H252ZM125 91H127V93L129 94H127V93H125ZM162 91V92H163ZM168 91V92H167ZM172 91V93H170ZM228 91H229V93H230V95L228 96L227 94H228ZM246 91V90H245ZM116 92H118V93H116ZM194 92V93H193ZM215 92H217L219 95V97L216 95L217 93H215ZM226 92V93H225ZM243 93L242 95L240 94V93ZM114 93V94H113ZM119 93H120V95H119ZM125 93V94H124ZM198 93V95H196V94ZM203 93H204V96H203ZM255 93V95H253ZM23 95H13V96H11V97H9V99L7 98V99H5L6 101H4V104H6V105H4L6 108L5 109H7V110H5L4 109V113H2V115L4 116L3 117V120H4V122H5V124H7L8 123V126H9V128H10V126L12 127L11 128V130L13 131V132H15V135L17 134V138H19V137H21V138H19L18 140H20L19 141V143H21V144H29V143H31L30 145H33L34 147H36V146H38L39 144H40V136L39 135H37V136H35L36 134H38V133H36L34 130H32L33 129V123H34V118L36 119V118H38L37 116L39 115V111L41 112V113H43V114H46V111H47V107H49L50 108V106H51V104H50V106H48V105H44L43 103H45V101L43 100L42 101V99L43 98H41L40 99V97H36L35 96V98H33L31 101H29L28 100V98H27V96L31 99L32 98V96H34V95H32L31 93H29V92H24V93H22ZM108 94V95H107ZM129 96H127V95ZM226 94V95H225ZM25 95H26V97H25ZM32 95V96H31ZM112 95V96H111ZM114 95V96H113ZM122 95V96H121ZM128 97H126V96ZM181 95V96H180ZM221 95V96H220ZM239 95V96H238ZM245 95V96H244ZM248 96V98H247V96ZM108 96L110 97V98H108ZM118 96H121V98H124V99H120ZM191 96H190V98H191ZM204 97V98H202V97ZM211 96H216L217 97V99H218V102H217V99H216V97H214V99H212L213 97H211ZM225 96H227V98L229 99H227ZM232 96H234V97H232ZM252 96H253V99H251L252 98ZM105 97V98H104ZM114 97V98H113ZM116 97V98H115ZM174 97V96H173ZM201 97V98H200ZM211 97V98H210ZM231 97V98H230ZM235 97H236V99L238 100V104L236 105V104H234L233 105V103H235ZM240 97H242L241 98V100L243 101H241L239 98ZM259 97V98H258ZM262 99H261V98ZM22 98V99H21ZM40 99V100H37V99ZM104 98V99H103ZM107 98V99H106ZM182 98V99H183ZM206 98H208V99H206ZM219 98H221V100L219 99ZM225 98V99H224ZM234 98V99H233ZM258 98V99H257ZM23 99H25V101L23 100ZM27 99V100H26ZM35 99V101H33ZM60 99V101L61 100H63L62 99V92L60 93V91L56 94V102H58V100ZM108 99H111L110 101L114 104V102L116 103H121L123 100H124V104H125V106L123 107V106H121V108L120 107H118V105L119 104H117L116 103V108L118 107V109H116V110H118V111H116L114 108L112 109V110H110V108L109 107H112V106H114L115 107V104L114 105H112V103L110 102V101H107ZM115 101H114V100ZM117 99L120 101L121 100V102H119V101H117ZM182 99H181V102H182ZM210 99V100H209ZM222 99H223V101H224V103H223V101H222ZM247 99V100H246ZM262 100V104H263V107H262V104H260L261 102H260V100ZM99 100V101H98ZM101 100H103L102 102H101ZM128 100V101H127ZM205 101V102H202V101ZM228 100V101H227ZM250 100H254L255 102V104L253 103V101H250ZM257 100V101H256ZM30 103H29V102ZM89 101H90V103H89ZM114 101V102H113ZM126 101V102H125ZM201 101V102H200ZM208 101V102H207ZM215 102V104H216V102H217V106L214 104V102ZM221 101V102H220ZM231 101V102H230ZM233 101V102H232ZM239 101L241 102V103H239ZM245 101H247L246 103H245ZM41 102H43V103H41ZM128 102V103H127ZM182 102V103H183ZM211 102H212V104H211ZM237 102V101H236ZM249 102H251L252 104H250ZM26 103V104H25ZM36 103V104H35ZM40 103V104H39ZM62 103H63V105H62ZM67 104H65V100L64 101H61V102H58L57 104H59V105H57L56 103V105L54 104V105H52L51 107L53 108H50V110L52 109L53 111H52V113H57V114H62V111H63V109L65 108V110H67V112L64 110V113L66 112V113H70L71 112V110H73V109H71L70 110V108H71V103L70 102H66ZM89 103V104H88ZM94 103V104H93ZM100 103V104H99ZM107 103V104H106ZM123 103V102H122ZM202 103H204V104H202ZM207 103V104H206ZM227 103H228V105H227ZM23 104V105H22ZM29 104V105H28ZM53 104V103H52ZM91 104H92V107H91ZM97 104L98 105H103V106H101L102 108H101V113H100V108H99V106H98V108H96L97 107ZM124 104H122V105H124ZM213 107V109H209V108H212L210 105ZM215 106H214V105ZM220 106H219V105ZM225 104V105H224ZM69 105V106H68ZM90 105V106H89ZM240 105V106H239ZM259 105V107L261 108H258V110H257V106ZM8 106V107H7ZM27 106H30V107H27ZM42 106V107H41ZM43 106H44V108H43ZM45 106H47V107H45ZM58 106V107H57ZM59 106H60V108H61V112H60V108H59ZM65 106V107H64ZM73 106V105H72ZM80 106V107H81ZM91 108H89V107ZM93 106H94V108L97 110H94V108H93ZM108 106V107H107ZM203 106V107H202ZM204 106L206 107V106H208L209 108H204ZM224 106V108L226 109V108H229L230 107V109H226L227 110V112L228 113H226L225 111V109H223L224 110V118H223V111H222V109H221V107H223ZM229 106V107H228ZM233 106V107H232ZM239 109H235L236 107ZM256 106V107H255ZM32 107V108H31ZM38 107H40V109L38 108ZM57 107V109H55L54 110V108H56ZM70 107V108H69ZM161 107V108H160ZM160 110H162L161 111V114H163L162 116L164 117L163 119H168V115H170L171 116V112H169L171 109H168L167 107H164L163 105H160ZM165 109H164V108ZM231 107H232V109H231ZM42 108V109H41ZM59 108V109H58ZM88 108H89V110L90 111H88ZM121 110H120V109ZM164 110H163V109ZM166 108L169 110H166ZM31 109V110H30ZM45 109V110H44ZM86 109V110H85ZM92 109L94 110L93 112H92ZM191 109V110H190ZM248 109V110H249ZM45 112H43V111ZM49 110V109H48ZM48 111L47 112V114L48 113H51V111ZM68 110H70V111H68ZM114 110L116 111V112H114ZM232 112H231V111ZM236 110V111H235ZM260 110H261V112H260ZM95 111H96V113H95ZM165 112V114H164V112ZM193 112V115H192V112ZM255 111H256V114H254L255 113ZM259 111V112H258ZM90 112V113H89ZM167 112H169V113H167ZM229 112H230V114H229ZM249 112V111H248ZM9 113V114H8ZM40 113V114H41ZM182 113H183V116H182ZM217 113V114H216ZM260 113L262 114V117H261V115H260ZM95 114V116H94V118H93V115ZM188 114V115H187ZM190 114V115H189ZM242 114H245L244 112L242 113ZM10 115H11V120L9 121V119L10 118H8V117H10ZM42 115V114H41ZM41 115H39V116H41ZM165 115V116H164ZM205 115V116H206ZM211 115V116H212ZM216 115L217 116H219V118L218 117H216ZM238 115V114H237ZM236 115V116H237ZM150 114H148V120L150 119ZM220 116H222V118L220 117ZM233 116V117H234ZM235 116V117H236ZM100 117V118H99ZM190 118V120H191V122H190V120H189V118ZM206 117V118H207ZM215 117V119H213ZM227 117H229V118H227ZM260 117V118H259ZM5 118L10 122H8L7 120L5 121ZM96 118V119H95ZM103 118V119H102ZM111 118V122L110 121H108V119H110ZM115 118H116V116H115ZM216 118H218L217 120H216ZM102 119V120H101ZM106 119V120H105ZM182 119L184 120L183 122H182ZM210 119H211V121H210ZM226 119H227V122H225L226 121ZM228 119H229V121H228ZM232 120V122H230L231 120ZM32 120V121H31ZM98 120H100V121H98ZM112 120H114L113 122V124H112ZM258 120V121H259ZM12 121V122H11ZM105 121V122H104ZM214 121V122H213ZM219 121H221L220 123L221 124H219ZM14 122V123H13ZM29 122V123H28ZM31 122H33V123H31ZM97 122H99V123H96ZM185 122V123H184ZM264 121H261V123H257L256 124V128H257V126H258V128L257 129H255V127L252 129V133H253V135H252V133H251V135L249 136V138H248V142L246 143V145L245 146H243V148H241V150H238L239 151V154H240V158L242 157V158H244L245 159V161L241 158H239V160L240 161H242V166H243V169L244 170H241L240 172H238L235 176H239L238 177V179H236L237 177H233V176H231V177H229V178H224V179H226L225 180V182H228V181H230L229 183H231L230 185V187H236L235 186V183H236V185L238 184V182L239 183H241L239 186L243 189V188H245L244 186H246V184L248 183L245 179H248L249 178V176H247V174L249 175V173H250V175H251V173H252V171L251 170H253V168H254V166L255 165H253V164H251V162L253 161L252 159H254V158H252V156L251 155H246V154H248L249 152H250V150L252 149V148H254V149H256L254 146H256V147H260V145L262 144V141H260L259 143H258V141L260 140V138L262 137L263 138V136H264V131H263V133H262V130H264V128H262V127H264ZM13 123V124H12ZM102 123V124H101ZM111 123V124H110ZM183 123V124H182ZM187 123H190L191 124V127H190V125H185V124H187ZM225 123V124H224ZM229 123H230V125H229ZM99 124V125H98ZM105 124H106V126H105ZM180 124V125H179ZM182 124V125H181ZM209 124V125H208ZM32 125V126H31ZM108 125V126H107ZM183 125H184V127H183ZM212 125H214V127L212 126ZM216 125H217V127H216ZM259 125H260V128H259ZM14 126H16V128L14 127ZM100 126H101V128H100ZM102 126H103V128H105L104 130H103V128H102ZM110 126V127H109ZM180 126H182V127H180ZM186 126H188V127H190V128H188V127H186ZM210 126L212 127V129L210 128ZM218 126H220V127H218ZM227 126V127H226ZM179 127H180V129H179ZM32 128V129H31ZM182 128V129H181ZM188 128V129H187ZM217 128V129H216ZM219 128V129H218ZM14 129H16V130H14ZM32 130V132H30L31 130ZM109 129H110V131H112L111 133L109 132ZM134 129V128H133ZM132 129V130H133ZM211 129V130H210ZM258 129H260V130H258ZM18 130L20 131L19 132V135H18ZM253 130H255V131H253ZM258 130V131H257ZM133 131H135V132H133ZM132 132V134H134V133H136V129H134ZM192 131V132H191ZM221 131V132H220ZM223 131V132H222ZM259 131H260V134H259ZM30 132V133H29ZM94 132V133H93ZM98 132H101L100 134L98 133ZM102 132H104V133H102ZM194 132V133H193ZM21 133V134H20ZM110 133V134H109ZM218 133V135L221 133L222 134V137L220 136H218L219 138H222V139H220V141H219V138L217 137V134ZM228 133V134H227ZM258 133V134H257ZM261 133L263 134V136L261 135ZM129 134H131V132L129 133ZM193 134V135H192ZM25 135V136H24ZM28 135V138L26 139V136ZM30 135V136H29ZM101 136V139H100V136ZM135 135V134H134ZM136 135H138L137 133H136ZM200 135V136H199ZM206 135V136H205ZM226 135V136H225ZM260 135V136H259ZM33 136V137H32ZM210 136H212V137H210ZM258 136V137H257ZM24 137H25V139H24ZM37 138L38 140H39V143H38V140L37 139H33V138ZM225 137V138H224ZM253 137H256L255 139H257V141L253 138ZM207 138H209V143L211 142V144L209 145V143L208 142H205L206 140H207ZM211 138V139H210ZM218 138V139H217ZM24 139V140H23ZM29 139L32 141V142H30L29 141ZM136 139H138V138H136ZM253 139H254V141H256V142H254L253 141ZM79 140V142L76 144V142H74V144L72 143V147H70V149H69V153H70V150H73L74 151V149H76L77 148V151H78V149H80V150H82L81 148H78V147H81L80 145L79 146H77L76 147V145H78L79 143L80 144H82V138H80V139H78ZM210 140H212V141H210ZM218 140V141H217ZM262 140V139H261ZM22 141V142H21ZM27 141H29L28 143H27ZM37 141V142H36ZM76 141V140H75ZM97 141H99V142H101V143H99V142H97ZM205 142V144H204V142ZM252 143V145H251V143ZM253 141V142H252ZM35 142V143H34ZM215 142H218V143H215ZM149 143H150V139H149ZM160 143H163V144H161L160 146H165V144H164V142L163 141H160ZM208 143V144H207ZM213 143V144H212ZM254 143H255V145H254ZM36 146H35V145ZM38 144V145H37ZM95 144V145H94ZM258 144V145H257ZM202 145V144H201ZM209 145V146H208ZM232 145V146H231ZM230 146L234 149L235 148V146L233 147V145H236V144H231ZM212 146V147H211ZM250 146V147H249ZM75 147V148H74ZM245 147V148H244ZM72 148V149H71ZM232 148H229L230 150H232ZM236 148H237V145H236ZM247 148H249V150L247 149ZM206 150H208L207 148H205ZM254 149H252L251 150V152H250V154L253 152V150ZM246 150V151H245ZM73 151H71V153L73 152ZM75 152H76V150H75ZM163 152V151H162ZM244 152V153H243ZM70 153V157H69V159L71 158V156H73V154L74 155H77L78 157L75 159H73V157L70 159V160H68L69 162H72V159L74 160L72 163H74V162H76V160H80V158L82 157V153L81 152H79V153H77V154H75V153H72L71 154ZM246 153V154H245ZM164 155V154H163ZM162 155V156H163ZM81 156V157H80ZM95 156H97L98 157V155H94V156H92V157H94V158H97V157H95ZM160 156V155H159ZM244 156V157H243ZM76 157V156H75ZM150 157V159L152 158L151 156H149ZM148 157V158H149ZM249 160H248V159ZM68 159V158H67ZM98 159V158H97ZM149 159V160H150ZM153 159V158H152ZM90 160V158L88 159V157L86 158V160L85 161H89ZM98 160H100V159H98ZM160 160H161V156H160ZM152 161V160H151ZM151 161H149L150 162V165H151ZM247 161V162H246ZM249 161H250V163H249ZM159 162H163V161H159ZM99 163V162H98ZM243 163H244V165H243ZM246 163V164H245ZM256 163V162H255ZM254 163V164H255ZM75 164H77V163H75ZM74 164V165H75ZM251 164V165H250ZM99 165V164H98ZM100 165H101V160H100ZM247 166V168H246V166ZM250 165V166H249ZM249 167V168H248ZM256 167V166H255ZM252 168V169H251ZM255 169V168H254ZM167 170V169H166ZM248 170H249V173H247L248 172ZM246 171V172H245ZM167 172L169 173V171L167 170ZM171 173H172V171H171ZM171 173H170V175H171ZM185 173V172H184ZM183 173V174H184ZM239 173H240V175H239ZM245 173H246V176H245ZM173 174H177V176L178 177H180L181 178V176H182V173L178 170V171H175V170H173ZM180 176H179V175ZM241 175H244L245 176V179H244V176H243V179L244 180H242L241 178ZM223 179V180H224ZM229 179H232V180H229ZM240 179H241V181H240ZM234 180V181H233ZM243 181V182H242ZM244 181H245V185H244ZM233 183V184H232ZM248 185V184H247ZM237 192V191H236ZM235 192V197H237V193ZM19 192H16L15 194H18ZM132 195H134L135 196V194H133L132 193ZM125 196L126 195H123V197H124V199H125ZM134 196H132V198L134 197ZM123 197H121V199L123 200ZM126 197H128V199L126 198L125 199V201H127V202H130V203H134V200H132V198H130L131 197V194H130V197H129V195L128 196H126ZM136 197V196H135ZM134 197V198H135ZM16 197L14 196L13 198H12V200H14ZM133 198V199H134ZM139 196H137V201H136V199H135V201H136V203H132L131 205H129L130 203H127V202H125L124 203V201L123 202H121L122 200H118L119 201V203L121 202V203H123V204H121L120 203V205H122L121 207H122V209L123 210H125V211H127V212H125L124 211V214H126L127 216H129L128 218L130 219V217L132 216V214L134 213V215H135V211H138V213H140V214H138L137 212H136V214H138V216L140 215V217H142V218H140V217H138L137 215H135V217H136V219H134V221H136V223H139L138 221H139V218H140V223L139 224H136L135 223V226H139L138 228H140L141 227V230L143 229V227L144 226H141L140 224H142V222H141V219H142V221H143V218L145 217V216H143V215H147L145 218H147V220H148V213H150V211L148 212V210H150V207L151 206H149V205H151V204H149L150 202L145 198V203L143 202H141V201H144L143 199H142V196H141V198H139ZM255 198V197H254ZM142 199V200H141ZM132 200V201H131ZM141 200V201H140ZM258 200V199H257ZM117 201V202H118ZM141 202V203H139L138 204V202ZM146 201H147V203H146ZM118 203V204H119ZM118 204H116V207L117 208H121V207H119L120 205H118ZM138 204V207L136 206ZM142 204H146V206L144 205H142ZM127 205H129V206H131V207H133V210H134V207H135V210L130 214V213H128L129 211L131 212V210H130V207H128L127 208ZM143 207H142V206ZM148 205V206H147ZM116 207L114 208V212L116 213V211L115 210H117L116 209ZM136 207H137V209H136ZM139 207H140V210H139ZM126 208V209H125ZM141 208H143V209H141ZM121 210V209H120ZM118 211V210H117ZM145 211H146V213H145ZM17 212H18V210L16 211V214H17ZM114 212H108V215H107V213H105L104 215L106 216V217H108V216H110V217H108V218H106V217H103L102 216V214L101 215H99V219L100 218H102V220H98V221H96V223L94 224V226L96 227V225L97 226H103L104 225V223L106 222V221H104L103 219H105V220H107L108 219V221L109 222H113V221H111V219L113 220V218H114V216H115V213ZM142 212H144L145 214H143L142 215ZM148 212V213H147ZM142 215V216H141ZM24 218V219H23ZM25 218H27V214H24V216L21 218V219H19V220H17L16 222H17V225L16 226H14V229H15V227H17V229L16 230H14L13 229V226H12V231L13 232H10L11 230H9V228H8V232L9 233H12L13 235H14V232H15V235H16V233L17 232H20V233H18V237H17V235H16V239L14 238V236L12 235H10L11 237H13L14 238V240H17L23 233H24V231L22 232V227H23V222L25 221ZM134 217L132 216L131 217V221H133L132 219H133ZM145 218H144V220H145ZM137 219H138V221H137ZM21 222V226L19 225V223ZM101 222V223H98V222ZM108 221H107V223H108ZM134 221H133V223H134ZM102 222H103V224H102ZM149 222V221H148ZM92 223V222H91ZM90 223V225H92ZM131 223V222H130ZM13 225L15 224L14 222L12 223ZM99 224V225H98ZM101 224V225H100ZM106 224V223H105ZM134 225V224H133ZM93 226V225H92ZM134 226V227H135ZM21 228V229H20ZM23 228H25V227H23ZM145 228V227H144ZM18 229H20V231L18 230ZM25 230V229H24ZM144 230V229H143ZM142 230V231H143ZM148 231V230H147ZM8 233V234H9ZM235 233V234H234ZM19 234H20V236H19ZM148 234V235H147ZM146 234V236L148 237L149 236V232ZM145 234H143L142 236H141V238L143 239V240H146V241H149V243H147L146 241H143V240H141V238H140V240H141V242H143V244H144V246H143V249L145 250V248H146V251L148 252V250H147V244H150V238L148 237L147 239H145V236H144ZM10 236L8 235V237L10 238ZM237 237V238H236ZM237 239H238V233H237V231L234 229V231H233V235H232V240H234V241H236L237 242ZM11 240H13V239H11ZM19 240V239H18ZM17 240V241H18ZM21 240V239H20ZM140 240L138 241V242H140ZM234 241L233 242H230V244H231V246L233 247V246H235V245H233V243H234ZM16 242V241H15ZM19 242V241H18ZM137 243V246H138V248H140V249H142V243ZM225 243V242H224ZM2 243H0V246L2 247L3 246V250L0 248V264H22L23 262H24V260L26 259L25 257H26V252H25V250H24V246L25 245H23V246H20V244H18L19 246H17L16 248H17V250H19V251H21V252H23L22 254H24L23 256H25V257H23V258H21V257H19L18 256V253H15L16 251L14 250V249H16V248H13V247H15L13 244V247L12 246H10L9 245V247L11 248V250H9L10 248L8 247V246H6L5 244H2ZM141 244V245H140ZM220 244V243H219ZM218 244V247L221 249L222 248V246H224L223 248H225V246L226 247H228L227 245H229L228 243H225V244H222L221 243V245H219ZM236 244V243H235ZM22 245V244H21ZM95 245L97 246V247H95ZM93 247L94 248H96L95 250V252H98L99 251V249H98V245H97V243L95 244ZM4 246H6V247H4ZM149 247H148V249L150 248V245H148ZM21 249H20V248ZM5 248V249H4ZM109 249H112V248H109ZM108 248H107V246L106 247H103V251L100 249V258H98V257H96L94 254H98V253H95L94 252V256L93 257H91L90 259H93L94 258V260H95V257L100 261V262H103L102 264H146V261H147V258H146V261H144V256L142 257V259H141V257L140 256H136L137 258H136V260H135V255H133L132 257H134L133 259H132V257H130L132 254H130L129 252H127L126 250H121V251H115V250H110L109 252L110 253H108V254H106L107 252H108V250H109ZM225 249H227V252H225V251H223V253L224 254H222L221 255V253H218L217 255H216V257L218 256L219 257V255H220V258H216V260H214L213 259V255H210V260H208V263L207 264H214L215 263V261H216V263L215 264H217V260L218 259H221V261H222V259L226 256V257H228V256H231V255H234L235 254V252H234V248L232 249L231 248V251L233 250V252H234V254H233V252H230V249H228V248H225ZM15 252H14V251ZM23 250V251H22ZM98 250V251H97ZM105 251H106V253H105ZM112 251V252H111ZM145 251V252H146ZM229 251V252H228ZM20 252V253H21ZM104 254H103V253ZM113 252H117L116 253V255H117V257H116V255H112L111 256V253H113ZM119 252H121V253H124V258L123 257H120V256H122L123 254H120V255H118V253ZM19 253V254H20ZM126 254V255H125ZM127 254H129V255H127ZM99 255V254H98ZM101 255H102V257H101ZM106 255H108V256H110V257H108L107 256V258H109V259H107L106 258ZM228 255V256H227ZM20 256H22V255H20ZM104 256V257H103ZM119 256V257H118ZM127 256V257H126ZM212 257V258H211ZM19 258H20V260H19ZM25 258V259H24ZM102 258H106V260H108L107 262H105V260H103L102 261ZM22 259H24L23 261H22ZM90 259L87 261V262H84V264L85 263H87V264H90V263H88V262H90ZM224 259H226V258H224ZM91 260V262L93 261V262H95V261H97V260ZM138 260H140L141 262L143 261V263H139V261ZM211 261H213V263L211 262ZM220 261V260H219ZM218 261V264H221V262H219ZM71 262H72V260H71ZM70 262V263H71ZM74 262H76V263H78L79 262V260H77V261H74ZM93 262L91 263V264H93ZM69 263V264H70ZM73 263V262H72ZM76 263H73V264H76ZM80 263V262H79ZM83 262H81L80 264H82ZM96 264H99L98 263V261L97 262H95ZM94 263V264H95ZM101 264V263H100ZM148 264V263H147Z\"/></svg>", "mask_w": 264, "mask_h": 264}]
</instances>
